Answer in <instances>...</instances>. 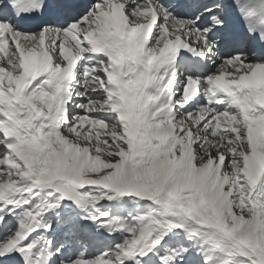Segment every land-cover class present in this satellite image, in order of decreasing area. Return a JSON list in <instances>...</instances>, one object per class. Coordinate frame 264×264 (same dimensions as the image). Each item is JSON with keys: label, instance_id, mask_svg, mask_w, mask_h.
Masks as SVG:
<instances>
[{"label": "snow or ice", "instance_id": "1", "mask_svg": "<svg viewBox=\"0 0 264 264\" xmlns=\"http://www.w3.org/2000/svg\"><path fill=\"white\" fill-rule=\"evenodd\" d=\"M0 264H264V0H0Z\"/></svg>", "mask_w": 264, "mask_h": 264}]
</instances>
